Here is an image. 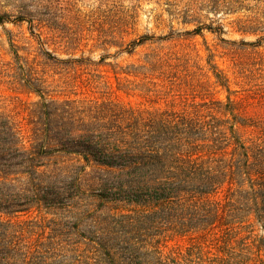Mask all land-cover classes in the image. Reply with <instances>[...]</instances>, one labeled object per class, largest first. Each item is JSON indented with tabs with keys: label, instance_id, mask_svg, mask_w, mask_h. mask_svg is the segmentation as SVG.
<instances>
[{
	"label": "trees",
	"instance_id": "trees-1",
	"mask_svg": "<svg viewBox=\"0 0 264 264\" xmlns=\"http://www.w3.org/2000/svg\"><path fill=\"white\" fill-rule=\"evenodd\" d=\"M12 52L28 66L11 90L39 98H0V264H264V121L215 63L201 75L186 54L152 49L129 65L138 81L114 70L116 89L103 80L92 95L101 81L84 71L87 95L57 98L30 52Z\"/></svg>",
	"mask_w": 264,
	"mask_h": 264
},
{
	"label": "rangeland",
	"instance_id": "rangeland-1",
	"mask_svg": "<svg viewBox=\"0 0 264 264\" xmlns=\"http://www.w3.org/2000/svg\"><path fill=\"white\" fill-rule=\"evenodd\" d=\"M12 43L19 55L30 52L27 62L34 66L33 77L50 83L48 89L57 98L87 95L78 86L90 74L101 81L92 95L109 91L103 80L116 89L114 70L120 81H138L129 65L140 63L152 49L186 54L190 64L198 61L204 67L197 72L201 75L211 61L229 77L230 89L235 91L232 97L248 96L245 114L257 125L264 121V102H258L264 90V0H0V69L4 71L0 98H6V104L10 95L27 102L39 98L10 88L8 82L18 76L19 67L28 66L14 57ZM39 48L61 59L84 56L91 62L74 67L37 55L31 63ZM101 56L105 58L100 61ZM108 93L124 102H140L139 97L121 91ZM226 94L219 90L215 96L224 99ZM144 105L165 106L166 102ZM175 242L185 241L175 238L168 244Z\"/></svg>",
	"mask_w": 264,
	"mask_h": 264
}]
</instances>
